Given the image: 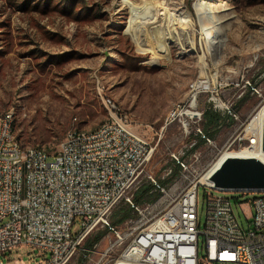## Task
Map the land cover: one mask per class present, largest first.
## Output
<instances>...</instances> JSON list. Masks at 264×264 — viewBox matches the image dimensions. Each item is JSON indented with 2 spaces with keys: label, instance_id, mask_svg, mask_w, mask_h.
<instances>
[{
  "label": "rangeland",
  "instance_id": "1",
  "mask_svg": "<svg viewBox=\"0 0 264 264\" xmlns=\"http://www.w3.org/2000/svg\"><path fill=\"white\" fill-rule=\"evenodd\" d=\"M132 5L148 8L149 17L136 19ZM201 6L219 19L221 38L215 42L221 43L207 41L213 30L200 20ZM168 28L177 40H166ZM198 82L207 87L196 94ZM247 83L264 88V0H0V115L12 111L19 143L53 155L69 130L93 131L109 120L105 95L156 147L139 191L150 186L148 175L161 182L174 169L171 154L177 151L185 152L200 180L223 152L250 147L254 137L245 130L264 97L247 96ZM194 110L210 111L219 120L209 134L212 144L195 134L194 124L185 134L181 123ZM205 192L231 198L247 228L235 201L246 202L251 192L224 194L201 186V230ZM158 198L150 190L142 203ZM242 209L249 214L247 206ZM125 213L128 207L121 204L110 217L119 233L135 219L129 213L121 220ZM98 236L89 248L87 242ZM132 238L120 241L114 232L99 229L68 264H115L124 260L120 257ZM46 257L23 246L0 256V262L35 264Z\"/></svg>",
  "mask_w": 264,
  "mask_h": 264
},
{
  "label": "built area",
  "instance_id": "2",
  "mask_svg": "<svg viewBox=\"0 0 264 264\" xmlns=\"http://www.w3.org/2000/svg\"><path fill=\"white\" fill-rule=\"evenodd\" d=\"M205 84L195 83L192 91L205 90ZM245 87L247 96L264 97L259 83ZM176 116L170 115L166 123ZM186 116L189 119L181 123L185 134H191L194 124L195 134L212 144L210 132L200 125L204 113L194 110ZM253 140L250 146H256ZM155 149L138 123L111 106V117L98 138L80 140L72 129L50 158L20 155L11 111L0 124V256L26 246L47 255L35 264H68L84 241L106 229L120 241L133 237L120 259L133 251L135 264H264V192H251L246 202L236 198L247 228L231 198L205 192L206 223L201 230L199 187L215 189L199 184L185 152L171 154L175 163L167 179L157 182L147 176L151 192L159 198L150 205L136 201ZM121 204L128 207L121 220L135 215L125 222L123 233L110 223Z\"/></svg>",
  "mask_w": 264,
  "mask_h": 264
},
{
  "label": "bare ground",
  "instance_id": "3",
  "mask_svg": "<svg viewBox=\"0 0 264 264\" xmlns=\"http://www.w3.org/2000/svg\"><path fill=\"white\" fill-rule=\"evenodd\" d=\"M132 8L137 9V11H135V13H136L135 18L136 19H137V16H140V17H142L143 20H145L150 15V10L148 8L140 9L137 6L135 7L133 5H132ZM205 11H206V8L201 6V8H200L201 19L200 20H203L208 26L211 25V29L213 30L211 33H208V35L206 36L207 41H209V43L211 41H213L214 43L212 45H216L218 43H221L220 41L215 42V39L217 40V39L221 38V35L219 33L220 29H221V24L219 23V19L214 21L211 16L205 14ZM166 20L169 21L170 25L169 24L168 25L172 27L173 22H172L171 17L169 19L166 18L165 22H166ZM207 25H206V28H205V26L203 27L205 32L207 31ZM177 39L178 38H177L175 30L169 29L168 33H166V40H169L172 42V41H175ZM185 51H188V50H185ZM106 100H108V101H105L106 106H108V107L112 106L114 108L112 100L110 98H107ZM193 101L195 102V100H193ZM193 101H192V104H193ZM108 102H109V104H108ZM191 108H194V107H192V105H191ZM263 116H264V105H262V107L257 111V113L255 114V117L252 118L251 122L248 124V126L246 127V130H245L247 132V134H250L254 137V140L252 143H256V146L246 147L240 151H229L228 150V151L223 152L217 158V160L212 164L210 169L200 177L199 184L211 186V184L208 182V176L211 174L212 171H214L217 167H219L221 165V163L229 156L255 157V158L261 160L262 162H264V153L262 152V149H261ZM10 117H11V112L1 114L0 115V124H2V120H7ZM12 120H13L14 127H15V119H14L13 113H12ZM104 125H105V122L93 131H84V130H75L74 129V134H76L80 140L90 141V140L98 138V136L101 135V129L103 128ZM20 155L35 156L36 159H48V158H50V154L44 150L37 149V148H26V147L22 146L21 144H20ZM115 264H135L133 251H129V253H127V257L124 258V260H118Z\"/></svg>",
  "mask_w": 264,
  "mask_h": 264
},
{
  "label": "water",
  "instance_id": "4",
  "mask_svg": "<svg viewBox=\"0 0 264 264\" xmlns=\"http://www.w3.org/2000/svg\"><path fill=\"white\" fill-rule=\"evenodd\" d=\"M261 149L264 153V116ZM208 182L220 192H264V162L255 157H227L208 176Z\"/></svg>",
  "mask_w": 264,
  "mask_h": 264
},
{
  "label": "trees",
  "instance_id": "5",
  "mask_svg": "<svg viewBox=\"0 0 264 264\" xmlns=\"http://www.w3.org/2000/svg\"><path fill=\"white\" fill-rule=\"evenodd\" d=\"M204 131L206 133H209L210 130H212L213 128L217 127L219 125V120H215L214 116L212 115L211 112L209 111H205L204 112ZM151 187H146L143 190L139 191L138 196L136 198V201H140L143 200L144 197L147 196V194L149 193ZM126 214V213H125ZM123 217V215L121 216V218ZM101 239L100 236L96 237V239L90 241L89 243L87 242V245L89 248H92L94 245H96L99 240Z\"/></svg>",
  "mask_w": 264,
  "mask_h": 264
},
{
  "label": "crops",
  "instance_id": "6",
  "mask_svg": "<svg viewBox=\"0 0 264 264\" xmlns=\"http://www.w3.org/2000/svg\"><path fill=\"white\" fill-rule=\"evenodd\" d=\"M210 112V111H209ZM214 116V115H213ZM205 123V122H204ZM204 125V124H203ZM218 127V126H217ZM217 127L213 128L212 130H210L209 132H212L213 130H215Z\"/></svg>",
  "mask_w": 264,
  "mask_h": 264
}]
</instances>
